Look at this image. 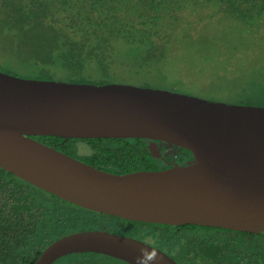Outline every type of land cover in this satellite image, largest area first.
<instances>
[{
    "label": "trees",
    "instance_id": "obj_1",
    "mask_svg": "<svg viewBox=\"0 0 264 264\" xmlns=\"http://www.w3.org/2000/svg\"><path fill=\"white\" fill-rule=\"evenodd\" d=\"M200 28L225 34L214 38L217 53L233 46L236 56L247 50L257 53L236 68L223 55L204 68L198 58L189 63L177 42L203 48ZM263 47L264 0H0V71L20 77V67L31 69L23 78L107 84L125 69L122 75L131 80L160 83L171 91L264 106ZM184 67L190 73L187 78L182 76ZM197 81L206 83L208 91L187 92L188 83ZM33 138L115 174L171 166L152 157L146 139ZM83 146L85 154L78 149ZM177 149L179 165L192 160L188 150ZM92 226L149 243L178 264H264V233L146 224L99 214L0 168V264H34L53 241ZM89 254L97 257L89 264H128Z\"/></svg>",
    "mask_w": 264,
    "mask_h": 264
},
{
    "label": "water",
    "instance_id": "obj_2",
    "mask_svg": "<svg viewBox=\"0 0 264 264\" xmlns=\"http://www.w3.org/2000/svg\"><path fill=\"white\" fill-rule=\"evenodd\" d=\"M33 136L146 139L193 158L162 170L115 174ZM170 164V163H168ZM0 168L81 208L146 224L264 233V106L230 104L121 83L23 78L0 71ZM178 264L139 239L85 230L48 245L34 264L92 253L137 264Z\"/></svg>",
    "mask_w": 264,
    "mask_h": 264
},
{
    "label": "rangeland",
    "instance_id": "obj_3",
    "mask_svg": "<svg viewBox=\"0 0 264 264\" xmlns=\"http://www.w3.org/2000/svg\"><path fill=\"white\" fill-rule=\"evenodd\" d=\"M207 23L208 22H206L203 26H206ZM200 29H201L200 31H202L200 33V35L203 36L204 45H205L203 48H201V49L189 48L188 44H186V41H184V40H182V41L185 42V44H180L179 41L177 42V45L182 46L186 50V53L184 54V56L182 58L188 60L189 63H192L194 58H198V60L200 61V67L204 68L208 63L215 62L220 55H223L224 57H226L225 62L227 64L232 63L234 65V67L236 68L237 65H243L244 63L247 62V55L257 53L256 50H247V51L241 53L240 55L236 56L235 46L228 48L224 52L220 50L221 52L217 53L216 48H215V44H217V42H215V40H219L220 38L224 37L225 34L218 32L219 30L217 28L216 29H207V30L204 28H200ZM215 37H216V39L214 40ZM260 52H264V47L260 48ZM231 57H235L234 63H233ZM2 65H4V64H2ZM243 69H245V67H243ZM0 70H3V68L0 67ZM30 71H31V69L20 67V69H18L16 72L18 75H20V77H22V76L29 75L27 72H30ZM124 71H125V69H120L118 71L120 73V75L115 79L114 83L135 85V86H139V87L159 88V89L167 88V87H165V85L160 84V83H153V82H149V81L144 83L143 80L142 81L131 80L130 79L131 77H129L128 75H126V74L122 75V73ZM189 75H190V73H186V70L184 67L182 70V76L187 78ZM152 79H154V78H152ZM263 80H264V78H263ZM146 84H147V86H143ZM166 90H169V87ZM188 90L189 91H187V92L208 91V89L206 88V83H202L200 81H197L194 84L188 83ZM177 92H181V91H177ZM79 144H81V143H79ZM164 147H165V153L167 154V156L173 158L174 161H177L178 150L175 149L174 147H170L168 145H164ZM78 149L81 151L82 154H85L87 152L85 150L86 146H83L82 148H78ZM90 228H91V230H93V229L94 230H102L100 227L94 228V226H92ZM121 235H124V234H121ZM98 258L103 259L101 257H98ZM96 259H97V257L95 258L90 254H86V255L85 254H78V255H74V256L63 257V258L59 259L58 261H56L54 264H66L68 261L78 262L80 264H87V263L89 264L90 261H93ZM100 264H114V263L110 261V262H104V263H100Z\"/></svg>",
    "mask_w": 264,
    "mask_h": 264
},
{
    "label": "clouds",
    "instance_id": "obj_4",
    "mask_svg": "<svg viewBox=\"0 0 264 264\" xmlns=\"http://www.w3.org/2000/svg\"><path fill=\"white\" fill-rule=\"evenodd\" d=\"M155 257H156L155 252H152L151 254H149L147 250H142L141 256L137 259V264H149V262L153 261Z\"/></svg>",
    "mask_w": 264,
    "mask_h": 264
},
{
    "label": "flooded vegetation",
    "instance_id": "obj_5",
    "mask_svg": "<svg viewBox=\"0 0 264 264\" xmlns=\"http://www.w3.org/2000/svg\"><path fill=\"white\" fill-rule=\"evenodd\" d=\"M164 145H167V144H164V143H161V142H158V146H159V148H160V150H161V152H162V160L165 162V164H167V165H174V164H179V162L178 161H174V159H171V160H169L166 156H167V154L165 153V147H164ZM168 146H170V145H168ZM170 147H174V146H170ZM175 148V147H174ZM178 148V147H177ZM177 148H175V149H177ZM178 150V149H177ZM186 161H191V160H186ZM186 161H184L183 163H185ZM168 163H170V164H168ZM181 165V164H180Z\"/></svg>",
    "mask_w": 264,
    "mask_h": 264
}]
</instances>
